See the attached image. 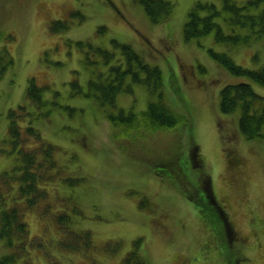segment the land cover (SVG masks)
I'll return each instance as SVG.
<instances>
[{"label": "rangeland", "instance_id": "obj_1", "mask_svg": "<svg viewBox=\"0 0 264 264\" xmlns=\"http://www.w3.org/2000/svg\"><path fill=\"white\" fill-rule=\"evenodd\" d=\"M173 1V14L153 24L138 0H0V48L8 47L14 58L0 79V147L11 145L9 109L25 103L43 138L56 146L58 162V173L44 185L46 200L38 198L35 207L25 209L30 264H122L133 251L131 264L137 255L146 259L140 264H264V137L249 138L241 131V108L221 112L222 88L248 80L229 73L209 52L225 50L237 63L258 68L264 65V38L236 47L215 43L213 35L187 41L183 24L194 4L222 6V0ZM61 18L68 28L51 31L50 22ZM116 42L130 43L161 68L164 79L156 91L136 84L132 92H120L117 108L140 112L151 98H163L179 118L187 120L183 108L192 116V130L183 132V121L149 138L145 147L148 152L155 148L152 154L145 155L140 146L121 147L108 109L89 92L90 82L109 75L96 48L113 49L120 57ZM31 77L45 87V98L58 100L48 116L37 115L39 108L27 96ZM252 83L264 97V86ZM194 146L205 172L213 176L216 196L228 207L240 239L237 249L227 238H213L184 193L180 168L172 170L180 162L191 172ZM161 159L166 176L154 170ZM18 163L16 154L0 152V175ZM231 174L235 186H230ZM8 188L3 180L0 212L15 203L26 207L23 199L33 204L39 197L35 192L17 195L18 180ZM8 252L0 240V256Z\"/></svg>", "mask_w": 264, "mask_h": 264}, {"label": "trees", "instance_id": "obj_2", "mask_svg": "<svg viewBox=\"0 0 264 264\" xmlns=\"http://www.w3.org/2000/svg\"><path fill=\"white\" fill-rule=\"evenodd\" d=\"M138 1L142 2L153 24L166 22L176 7L173 0ZM74 15L83 17L80 11H75ZM63 25L68 28L69 24L65 18L53 19L49 28L51 31H59ZM183 33L187 41L213 35L215 43L224 44L227 47L251 44L256 39L264 38V0H222V6L209 1L196 2L188 12V17L183 24ZM78 43L82 44V42ZM116 45L122 48L120 57L114 53L113 49L108 50L101 46L96 48L107 62L109 75L97 82H90L89 92L95 94L99 104L108 109L107 116L112 127V134L121 147L136 150V147L140 146L139 149L145 151V155L152 154L155 148H149L148 152L145 147L149 138L155 133H159L160 130L173 128L179 123L182 124L183 121L186 122L182 125V131L192 130L194 126L192 122H188L192 116L187 114L183 108L182 112L187 120L179 118L171 112L172 108L165 104L163 98H151L147 108L140 112L134 109L117 108V96L120 92H132L136 84L146 86L148 91H156L164 87V79L161 68L147 61L130 43L116 42ZM209 52L229 73L245 77L248 80L228 83L226 88H222L221 112L226 115L241 108L239 114L241 131L249 138L264 137V97L257 94L252 83L255 81L264 86V65L250 68L237 63L228 51L209 48ZM162 54L167 55L168 53ZM144 55L148 57L146 54ZM57 63L61 64V62ZM13 64L14 58L8 47L2 46L0 48V79ZM73 84L81 91L77 82H73ZM44 88L38 84L35 77L29 78L27 96L34 104V108L36 107L37 110L39 108L37 115L40 116H48L53 106L58 104L56 98L51 100L45 98ZM26 106L28 105L21 103L16 106L17 108L13 107L8 111L11 145L9 148L0 147V152L16 154L20 164L18 163L12 172L2 173L0 184L2 189L4 180L9 185L8 190L11 191L13 183L18 180L17 195L20 192L23 194L35 192L39 197H35L33 204H29L23 199L26 207L15 203L0 212V240H4L9 249L5 256H0V264H30V260L26 258L29 252L30 235L29 225L25 220V209L35 207L38 204V198L46 200L45 197L49 193L44 185L53 180L55 174L58 173L55 171L58 167L55 157L56 146L43 138L32 121L36 116L29 115ZM181 106L183 107V104ZM199 150L196 146L191 149L190 156L194 160L191 172L183 169L182 164L178 161V165L172 167V170L180 168L183 178L181 182L186 183L185 189H183L184 193L193 202L208 225L213 238L219 242L223 238H227V242L232 243V248L237 249L236 244L239 240H237L234 222L225 203L212 195L209 185L210 174L205 172L203 165L205 161L198 154ZM239 159L241 158L239 157ZM158 163L160 164H156L157 169L154 170L160 176H166V172L162 170L165 167L163 160L161 159ZM173 164L176 165V162ZM16 169H23V172L15 174ZM200 170L206 177L199 174ZM187 184L193 188L192 193L187 191ZM134 253L135 251L127 257L128 262L125 261L126 263L134 262V259L131 260ZM144 259L143 255H137L136 264H140L138 260H142L143 263ZM125 262L122 264H126Z\"/></svg>", "mask_w": 264, "mask_h": 264}, {"label": "flooded vegetation", "instance_id": "obj_3", "mask_svg": "<svg viewBox=\"0 0 264 264\" xmlns=\"http://www.w3.org/2000/svg\"><path fill=\"white\" fill-rule=\"evenodd\" d=\"M241 162H242V161H241L239 158H237V160H236V165L241 166V165H242ZM231 183H232V185H235V184H236L235 181H231ZM231 229H232V228H231ZM236 236H237V234H236ZM238 240H240V239H238Z\"/></svg>", "mask_w": 264, "mask_h": 264}]
</instances>
